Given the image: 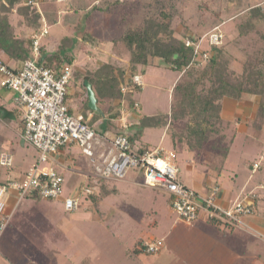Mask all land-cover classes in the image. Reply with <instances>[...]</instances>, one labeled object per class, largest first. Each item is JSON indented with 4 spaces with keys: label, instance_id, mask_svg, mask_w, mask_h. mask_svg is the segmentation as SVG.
I'll list each match as a JSON object with an SVG mask.
<instances>
[{
    "label": "rangeland",
    "instance_id": "rangeland-1",
    "mask_svg": "<svg viewBox=\"0 0 264 264\" xmlns=\"http://www.w3.org/2000/svg\"><path fill=\"white\" fill-rule=\"evenodd\" d=\"M54 2L55 0H44L47 21H52L48 27L49 36L55 41L62 39L63 45L59 48L60 53L73 57L77 55L78 63L81 60L85 61L84 50H88L97 59L105 54L104 57L107 58H101L105 62L111 61L113 58L117 60L121 58L118 61L119 64L116 65L127 68L126 61L128 55L131 57V51L124 35L129 26L142 23L145 19H154L160 9H164L170 14V19L165 20V23L170 24L176 37L180 39L191 37L198 41L197 43H200L201 49L204 50L209 49L206 34L214 27L219 26L223 32V44H220L221 54L227 59L229 67L236 74L241 73L242 64L248 55L264 48L263 39L260 36L261 33H264V19L260 15L250 16L249 14L250 9L257 5L264 12V0H67L63 6L61 4V10L58 12ZM95 4L104 7L112 4V6L109 11L106 9V11H98L91 7ZM67 6L70 9H75V12H71V10L66 12L64 7ZM38 9L39 6L36 3L30 7L29 13H39ZM58 18V24H53L54 20L56 21ZM19 20L21 22V17L18 15L17 23ZM248 21H252L254 27L241 34L240 30L245 28ZM24 32L26 31L22 33ZM88 37L93 39L87 41ZM115 53H119L120 57L116 58ZM149 61V72L145 73L143 90L124 92L126 93L125 98L128 102L131 99H137L139 107L136 114L138 116L154 112L166 113L167 119L164 120V117L162 120L167 123L171 116V109L180 101V97L172 89L177 82L178 75L181 80L186 77L183 71L179 72L166 66L159 57H150ZM77 62L74 63L75 68ZM89 65L92 66V64ZM74 72L71 78H73ZM1 89L5 88L0 85V94L2 93ZM125 90L127 91V89ZM11 94V92H7L2 96H6L8 102L14 103ZM258 101V96L250 95L240 99L238 103L246 107L243 115L232 117L226 125L223 124L218 134L211 136L209 143L201 148L199 156L194 155L195 170L189 173L181 158L187 154V151L180 149V145L184 147L188 145L183 130L185 119L170 122L167 131L174 138L176 144L175 148L173 147L174 151L180 153L178 162L185 183L195 190L198 189L201 185L203 171L207 170V168L203 169L206 166H202L200 163L201 155L206 157L208 163L217 166V168H213L212 165L210 173L213 172L212 170H218L223 157L222 153L227 148L229 155L220 176L222 187L241 188L244 185L249 188L252 185L253 181L246 182L245 180L249 176L256 177L259 174L256 172L262 167V162L264 163V159L261 161L264 149V119L256 115ZM126 115H128V119L132 118L130 113H126ZM13 120L11 119L8 124L3 122L0 127V150L2 151L7 150V139L14 140L15 125ZM118 124V122L110 120L104 122V125L109 127L107 136H112L114 132L110 129L114 130L119 126ZM99 125L101 126V124ZM99 125L96 126L97 129H100ZM145 126H149V128L144 129ZM129 129L131 131L132 128L129 127ZM138 129L140 132L143 131L141 140L147 142L148 146L154 148L158 144H163V146L171 148L169 135L166 134L164 126L139 125ZM214 139L218 142L216 147H213L214 144H212ZM178 141L181 143H177ZM12 144L15 147L14 141ZM28 148L30 153L36 151L29 143ZM94 153L93 158L97 160V154ZM71 156L73 157L70 158L73 160L71 166L78 170V177L83 176L84 173L95 174L94 168L99 164L98 160L92 162L91 158L82 153L80 148H74L69 154V157ZM27 161L22 160L21 153H15L14 169H12L14 171L12 172L16 171L17 166L21 168L27 165ZM255 162H258L259 168L252 172V164ZM54 168L68 177V174L65 173L66 169H63L62 165L55 164ZM134 172L139 174L140 170L135 168ZM190 174L194 176L191 178ZM126 178V182H120V178L97 180L98 185L105 192L99 206L101 213L96 218L92 216L95 209L88 210L85 204H82L80 209L69 212L65 211L57 201L42 199L35 204L26 200V206L15 212L10 226H7V232L12 231L16 239L10 243L3 239L1 243L8 246L6 255L10 262L12 264H191L193 255L188 249L190 240L188 235L194 229H198L193 228L195 223H187L179 219L177 214L170 209L169 204H166L161 189L144 185L140 179L138 183H133L129 180L133 178V175L128 174ZM112 185H116L115 194L107 191L111 189ZM263 185V182L259 183L258 188L247 191L248 194L252 192V195L257 198L258 190L264 189ZM67 190H69L68 187L65 188L66 192ZM198 194L205 195V192ZM154 196H158V198L156 199ZM202 211L204 210L200 211V218L204 214ZM233 226L236 224L231 227ZM198 230H204V233L210 232L209 242L203 243L205 246H210L209 249L212 252L215 251L214 249L221 250L220 254H204L203 257L208 262L209 260L214 262L220 258L221 264H252L256 261L252 254L239 259L230 257L225 253L222 241H227L228 244L231 239L226 236L225 240L221 238V243L215 245L211 238L213 228L209 225ZM141 237L145 239L149 237L162 238L164 244L158 253L147 254L142 250L133 252L135 244ZM235 243L234 241L232 245ZM136 246H139V243ZM260 252L259 263L262 264L264 262L263 247L260 248ZM213 257L214 259H212Z\"/></svg>",
    "mask_w": 264,
    "mask_h": 264
},
{
    "label": "crops",
    "instance_id": "crops-1",
    "mask_svg": "<svg viewBox=\"0 0 264 264\" xmlns=\"http://www.w3.org/2000/svg\"><path fill=\"white\" fill-rule=\"evenodd\" d=\"M35 2L39 6V9L37 11L39 12V14L42 18L41 27L43 25H45L48 29V34L41 39V48H40L41 56H42V53L52 55L55 51L58 50L59 44L62 43L61 42L62 39L55 41L51 36H49L50 32H49L48 27H50L49 23H51L52 21L51 22L47 21V18H48L47 13H46L47 10H46L45 5H44V0H35ZM66 2H67V0H55L54 3L56 4L57 12L59 10H61V7L63 6V4H66ZM61 4H62V6H61ZM101 6H103V5H101ZM41 7H43V8H41ZM91 7L93 8V6H91ZM105 8L106 7L103 6L101 9L98 8L97 10L98 11L99 10L100 11H102V10L106 11ZM64 9L66 12H69L70 10H71V12H75V9H70L68 6L64 7ZM51 10H54V9L51 8ZM18 15L19 14H17L16 10L14 9L12 11V15L10 16V22L19 29L20 20H19V23H17ZM58 21H59V18L56 21L54 20L53 24L54 23L58 24ZM29 39H30V37H29ZM86 39H87V41H91L93 38L88 37ZM3 45L5 48L7 47L6 43H3ZM30 46H31V43H30ZM31 49H32V47H31ZM8 51L10 52V50H8ZM8 51L6 49L5 50L0 49V62H3L5 64H7L8 66L14 68V69L20 68L22 65V60L15 59L14 57L11 56V54ZM75 55H76V53H75ZM84 55H85V61L81 60L80 63H78L76 61L78 58L77 55H76V57H73V60L71 63V68H72L71 75H73L72 74L73 71H75V72H74L73 78L70 77V79H69V83H68V86L66 89V94H65V102L67 103L70 112H72L74 115L82 116L84 121H86V123L91 122L93 125V128L96 129L95 136L92 140V151H93V154H95L94 152H96L97 160L99 161V164L96 165V167L94 168L95 174H93L91 172L87 173V174L84 173L83 176L78 177V170L76 169V167L73 168L71 166V163L73 162V160L70 158H73V157L72 156L69 157V154L72 153L74 148H79L77 145L70 144V145L62 146L58 149V151L56 153L48 155V161H47L46 165L54 168V165L58 164V165H62L63 169H66L65 173L68 174V177H66V175L64 176L61 174L63 176V180H64V185H63L64 195L78 194L80 187L84 184L89 185V186H95V189H96L95 192L96 191L99 192L100 189L102 191V188L97 183L98 179H108V180L114 179L111 177L101 176V174L99 173V170L106 164V162L116 152L115 148L112 145V141H113L114 136L117 135V133L122 132V133H126L128 135H132L134 133H140L139 139L135 140V143L136 144L138 143V145L140 147V145L145 142V141L143 142L141 140L142 135H143V133H142L143 131L141 130L142 132H140V130L138 129V127L140 125L139 118L143 115L138 116L136 114L138 111V107H139V102L137 101V99H133V101H134L133 105H130L125 97L122 99H115V100H111V99L106 97V98H102L100 100L99 99L97 100L96 92H94V90L92 88V84L90 83V79L93 77V72H95V70L97 68H99L102 64H104V63H111L113 65L119 64L118 61L121 59V58H119L120 57L119 53L114 54L116 56V58L119 56L118 60L113 58L111 61H107V62H105L104 60L101 59V58H103V59L107 58V57H104L105 54L100 56L99 59H97V57L94 56V54L88 52V50H84ZM95 57L97 59L96 61H95ZM90 61H92V62H90ZM76 62L78 64L76 65L77 67L75 68L74 63H76ZM126 62L128 65L127 68H124V66L122 67L124 70H126V78L128 79L130 77L129 72L131 70L133 71L134 74H141L143 77V80H142L141 86H139V91L143 90L144 78L146 75L145 73L149 72V64H147V65L137 64L131 68L129 55H128ZM89 64H92V66H90ZM116 66H119V65H116ZM119 67H121V66H119ZM144 67H145V70H144ZM179 79H180V77L178 75L177 81ZM85 80H87L90 83L91 88L94 92V95L96 98V106L98 108V110H96V111L92 110L90 108H86V103H87V107H89V106H88L87 90H86V86L84 84ZM1 90H2V93L0 94V97H1V100H0V127H2L3 122L6 124L11 122V119H14L13 121H14V125H15L14 140L13 139H7V143H8V144H6L7 150L6 151L0 150V154L5 153V154H9L12 156L11 166L6 167L3 165H0L1 166L0 167V183H4L6 181H11V180H22L25 172L32 165L35 164V162L37 160L38 151L34 147V149L36 151L30 153L31 151L28 148V143L25 142L22 138L23 109L21 107L17 106L16 104H14L15 102L14 103L8 102V98L6 99V96H4V97L2 96L3 94L6 95L7 92H11L12 93L11 97L15 99L14 92H12L11 90L6 89V88L1 89ZM239 101H236V100H233L230 98H225L223 100L222 109H221V116L223 119L231 120L232 117H241V115H243V111L246 110V107H244L243 105L238 103ZM250 109L252 110V108H250ZM109 111H111V113H109ZM107 113H109V114H107ZM126 113H130V116H132V118L128 119V115H126ZM160 113L154 112L152 114H148V115L144 114V115L153 117V116L159 115ZM131 114H133V115H131ZM161 114H166V113H161ZM107 115H109V117H107ZM106 120L115 121V122L119 123L118 124L119 126L114 128V130L110 129V131L114 132V133L112 132L113 134L111 137L107 136L108 132H109V127L105 128L106 126L104 125V122ZM99 124H101V126ZM168 124H169V122L162 123V124H160V123L152 124L151 122L149 123V125H153L155 127L162 125L166 128V134L169 135V144L171 145L170 146L171 148H167V147L163 146V144H158L157 146H161L166 151H169V150L174 151V148H175L174 145H176V144H175V141L173 140L174 138H172V136L167 131V129L169 128ZM97 125H99L100 129L96 128ZM129 127L132 128L131 131H130ZM145 128H149V126H147V127L145 126L144 129ZM0 130H1V128H0ZM162 137H163V135H162ZM13 141L15 142V147L12 144ZM145 143H147V142H145ZM177 143H181V142L178 141ZM185 147L180 145V149L187 151V154L185 156H182L181 158H182V162H184L185 169L189 173V172H192L193 170H195L194 164H196V162L194 160V158H195L194 155L199 156V153L201 152V148H190V147H188V145H186ZM149 148H152V147L149 146ZM176 152H175V154H176V163H177V167H178V179L180 180V182H182L186 186L192 188L197 193L205 192V194L209 192L211 186L218 185L219 186V193L217 196V201L222 206H228L233 201H235L236 199H244V198L247 199L248 197L249 198L247 200L254 199V197H251V195L248 194V192L251 190H256L258 188L257 185L259 183H261V182L264 183V172H263L264 171V163L262 162V165H261L262 167L259 168L258 171L256 170L257 171L256 173H259V174L256 177L249 176L245 180L246 182L253 181L252 185H250L249 188L247 186H244V185L241 188H235V187L223 188L222 185L220 184V176L222 174V171H223V168L225 166V163H226V160H227L229 153H228L227 157L222 161L221 165L218 167V170H215V171L212 170L213 172H210V173H209V171H211L212 165H213V168H217V166H214V164L208 163L206 157L201 155V162L200 163L202 164V166H206V167H203V169L207 168V170L205 172L203 171V177L201 178V185L198 187V189L195 190L192 186H190L184 182L185 180L182 177L183 172L181 171V167H180L179 162H178L180 153H179V151H176ZM15 153L16 154L21 153L22 160L24 162H26V160H28V161H27V165H25L24 167H21V168L19 166H17V168L15 169L16 171L12 172V171H14L12 169H14L13 162H14V154ZM97 160L94 158V161H92V162H96ZM134 171H135V169H129L127 171L126 175L123 178H121L119 181L120 182H126L125 181V180H127L126 177L129 174V175H133V178H131L129 180H131V182H133V183H138L139 179H140V174H138V173L136 174ZM251 171L253 172L252 168H251ZM186 176H188V175H186ZM193 176L194 175L190 174L191 178ZM66 186L69 188V190H67V192L65 191V188H67ZM107 191H110V192L115 194V192L117 191L116 185L115 186L112 185L111 189H108ZM258 192H259L257 194L258 200H257V204H256L257 208H255V210L252 214L244 215L241 218V221L236 224V226L231 227L232 224H229V223L225 224L226 221H222L219 228L217 229V227H215L214 225H212L211 223L208 222L205 211H202L204 213L203 216L200 218L201 213L199 212L198 217L194 221H192L195 223L193 228H198V229L203 228L204 229V228H206V226L209 225L211 228H213V230L211 232L212 233L211 238H213V240H214L213 243L215 245L221 243V241H220L221 238L223 240H225L226 236L231 239L230 243H228V244H227V241H222L224 243L222 247L225 250V253L229 254L230 257H232V258L236 257V259H239L243 256L247 257V256H250V254H252V257L256 260L252 264H260L259 263L260 258H261L260 257V255H261L260 248L261 247L264 248V189L258 190ZM33 194L34 193L29 194L26 197L21 198V199H19L17 197V194L13 191H10L6 194V196H5L6 213L9 216V220H8V224H7L8 227L11 224V219H12V216H14L15 212L22 210V208H24L26 206V204H25L26 200H30L31 202H34L35 204L39 203L42 200L41 198H39V199L34 198L32 196ZM163 195L165 196V201H166V204L168 205L167 193H165L163 191ZM200 195H202V194H200ZM158 196H154V198L157 199ZM80 198H81L80 207L82 206V204H85L86 209H88V210L92 209V211L95 209V213H93L92 216H94L96 218L97 215H100L99 213H101V211L99 210L100 209L99 206H100V203L103 201V197L101 199H98L96 202H94L90 198L85 199L84 194H81ZM45 200H47V199H45ZM51 201H53V202L57 201L60 203L61 207L63 206L62 202L60 200H51ZM252 202H253V200H252ZM80 207L78 209H80ZM7 226L5 227V231H3V233L1 232V234H0V264H12V262H10V259L6 255V254H8V252L6 251L8 246H4L3 244H1L3 239H6L9 243L13 242L14 239H16V237L12 233V231L7 232V230H8ZM198 229H194L188 235V237L190 239L188 242V244H189L188 249L190 251V254L193 255L191 264H221V258L215 260L214 262H211V260H209V262H208V260H206L203 257L204 254H208V255L220 254L221 250L220 249H218V250L214 249L215 251L212 252L209 249V248H211L210 246H205L203 243L209 242L210 232H207L208 233L207 234V233H204V230H198ZM9 236H10V239H9ZM150 238H155V237H149L147 239H150ZM141 239H145V238L141 237L138 240H141ZM234 241L236 243H235V245H232ZM261 242H263V243H261ZM212 259H214V257ZM244 264H246V263H244ZM248 264H250V263H248ZM262 264H264V262H262Z\"/></svg>",
    "mask_w": 264,
    "mask_h": 264
},
{
    "label": "built area",
    "instance_id": "built-area-1",
    "mask_svg": "<svg viewBox=\"0 0 264 264\" xmlns=\"http://www.w3.org/2000/svg\"><path fill=\"white\" fill-rule=\"evenodd\" d=\"M31 5L35 0H28ZM48 34L45 25L30 35L32 57H26L20 68L14 69L0 62V85L15 93V104L23 109L22 138L38 151L37 160L24 174L22 180L0 183V234L8 224L5 196L13 191L19 199L36 194L41 199L60 200L65 211L80 207L81 194L95 192V186L82 185L78 194L64 195V180L60 172L46 165L48 155L56 153L62 146L75 144L81 152L94 161L92 140L95 132L80 115L70 112L65 102L66 89L71 77V65L64 63L59 69L39 63L41 39ZM208 50L191 37L184 38L185 45L194 48L197 65L210 58V47L222 44L223 32L219 26L207 34ZM143 77L134 74L131 82L141 86ZM112 145L115 154L99 170L103 177L123 178L129 169L138 168L144 185L161 189L168 196L170 209L179 219L187 223L194 221L203 209L207 219L215 218L229 224H237L244 215L252 214V200L236 199L228 206L217 201L219 186L213 185L205 195H200L178 179V167L174 151H165L161 146L140 151L131 150L128 136L118 133ZM264 159V149L261 160ZM0 164L11 166L12 156L0 154ZM259 168L258 162L252 170ZM264 188V185H263ZM140 248L147 254L158 253L163 246L161 238L143 239Z\"/></svg>",
    "mask_w": 264,
    "mask_h": 264
},
{
    "label": "trees",
    "instance_id": "trees-1",
    "mask_svg": "<svg viewBox=\"0 0 264 264\" xmlns=\"http://www.w3.org/2000/svg\"><path fill=\"white\" fill-rule=\"evenodd\" d=\"M112 4L106 5L105 9L109 11ZM30 7L32 5L28 3V0H0V49L10 50L8 52L12 57L22 61L26 57H32L29 35L42 25L40 14L37 12L29 13ZM102 7L101 5H93L94 9H101ZM14 9L21 17L19 29L10 22V16ZM249 14L250 16L260 15L264 19V12L260 6L252 7ZM167 19H170V14L164 9H160L154 19H145L142 23L129 26L124 38L131 51V68L137 64H149L150 57H159L169 68L179 72L183 71L185 74L186 79L178 80L173 88V91L180 97V101L171 109L168 126L171 121L185 119L183 130L188 146L190 148H202L209 143L211 136L219 133L224 123L225 125L228 123V120L221 116L223 100L230 98L239 101L246 95L259 97L256 115L264 119V48L247 56L239 74H236L229 67V62L221 54V45L211 46L210 58L202 65H197L194 48L185 45L183 38L180 39L174 35L170 24L165 23ZM253 27L254 23L248 21L240 33L244 34ZM23 31L26 32L22 33ZM260 36L264 43V33H261ZM3 43L7 44L6 48ZM62 45L63 42L59 44L58 50L52 55L42 53L38 60L39 63L57 69L64 63L71 64L73 56L62 55L59 49ZM133 74L131 70L130 77L127 79L126 70L122 67L111 63L102 64L93 72V77L90 79L97 100L106 97L111 100L122 99L128 91H139V86L131 82ZM129 104H134L133 99L129 101ZM86 108H89L87 103ZM164 117L166 120L168 115L167 117L166 114L161 113L153 117L143 115L139 118V123L140 125H149L150 122L152 124L164 123L162 120ZM87 124L96 132L91 122ZM126 135L130 141L131 150L135 151L137 148H140V151L150 149L147 143L141 144L140 147L135 143V140L139 139L140 133ZM212 144H214L213 147H216L218 145L217 140L214 139ZM222 154L220 165L227 157L228 149L226 148ZM103 193V191H96L86 194L85 199L90 198L96 202L102 198ZM249 194L254 197L252 192ZM32 196L39 199L36 194ZM257 200L254 197L252 213L257 208ZM207 220L217 229L222 223L220 219L211 218ZM140 242L141 240L137 241L136 244L139 243L140 245ZM136 244L133 252H140L142 249Z\"/></svg>",
    "mask_w": 264,
    "mask_h": 264
},
{
    "label": "water",
    "instance_id": "water-1",
    "mask_svg": "<svg viewBox=\"0 0 264 264\" xmlns=\"http://www.w3.org/2000/svg\"><path fill=\"white\" fill-rule=\"evenodd\" d=\"M84 84H85L86 90H87L89 108L92 110H98V108L96 106V98H95V95H94V92L91 88L90 83L87 80H85Z\"/></svg>",
    "mask_w": 264,
    "mask_h": 264
}]
</instances>
